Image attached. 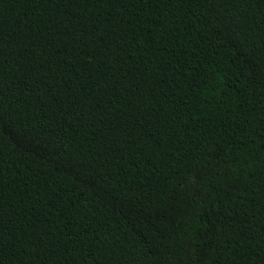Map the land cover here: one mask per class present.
<instances>
[{"label": "trees", "instance_id": "16d2710c", "mask_svg": "<svg viewBox=\"0 0 264 264\" xmlns=\"http://www.w3.org/2000/svg\"><path fill=\"white\" fill-rule=\"evenodd\" d=\"M0 264H264V0H0Z\"/></svg>", "mask_w": 264, "mask_h": 264}]
</instances>
